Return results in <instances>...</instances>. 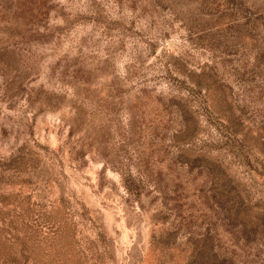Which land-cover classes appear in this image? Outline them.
<instances>
[{
  "label": "rangeland",
  "instance_id": "1",
  "mask_svg": "<svg viewBox=\"0 0 264 264\" xmlns=\"http://www.w3.org/2000/svg\"><path fill=\"white\" fill-rule=\"evenodd\" d=\"M0 264H264V0H0Z\"/></svg>",
  "mask_w": 264,
  "mask_h": 264
}]
</instances>
